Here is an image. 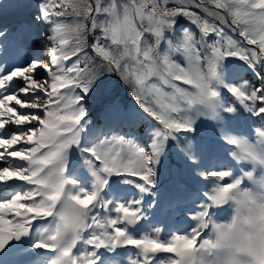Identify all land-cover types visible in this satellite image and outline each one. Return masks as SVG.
Instances as JSON below:
<instances>
[{
	"label": "snow or ice",
	"instance_id": "obj_1",
	"mask_svg": "<svg viewBox=\"0 0 264 264\" xmlns=\"http://www.w3.org/2000/svg\"><path fill=\"white\" fill-rule=\"evenodd\" d=\"M0 264H264V0H0Z\"/></svg>",
	"mask_w": 264,
	"mask_h": 264
}]
</instances>
